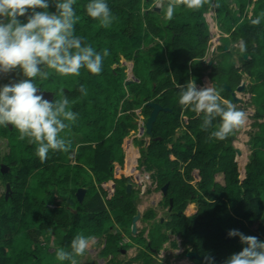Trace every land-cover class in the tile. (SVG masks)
I'll use <instances>...</instances> for the list:
<instances>
[{
    "label": "trees",
    "instance_id": "16d2710c",
    "mask_svg": "<svg viewBox=\"0 0 264 264\" xmlns=\"http://www.w3.org/2000/svg\"><path fill=\"white\" fill-rule=\"evenodd\" d=\"M156 1L105 0L115 17L107 28L87 15L85 6L90 0H76L73 5L79 17L75 35L101 55L104 50L109 55L103 58L99 74L81 69L78 77L60 76L45 69L49 79L33 80L42 91L53 93L52 101L66 95L70 110L77 114L75 121H65L69 127L60 134L71 141L67 152L50 150L42 162L36 155L38 145L21 141L13 126H0V180L9 182L11 188L7 199L5 192L0 196V264H70L58 260L56 250L71 251L78 234L90 238L105 235L102 255L112 256L111 264H119L113 259L119 248L127 246L120 244V232L111 229L123 220L122 229L130 231L136 213L134 187L142 182V169L151 172L157 188L168 184L161 204L168 208L169 200L173 201L165 221H158L152 208L144 212L149 241L144 237L145 228L137 235L148 249L159 252L171 231L182 238L183 246L190 245L200 256H216L215 264H224L246 246L238 236L229 237L230 230L264 241V123L253 122L259 130L250 136L251 151L241 173L232 145L235 133L224 140L210 138L220 118L211 127H202L204 113L181 105L178 87L194 80L198 89L203 88L202 78L207 76L220 96L221 92L227 96L222 99L233 102L231 91L246 75L250 82L245 91L251 93L250 103L256 107L254 117L264 115V0H243V4L241 0H220L216 8L210 0L199 9L177 3L171 20L165 19L167 2L157 11ZM231 2L237 4L238 13L228 7ZM210 7L216 27L232 43L222 42L218 50L233 53L238 40L246 46L245 52L237 51L239 67L232 62L226 71L222 61L202 64L211 38L205 20ZM48 11L54 12V6ZM223 17L229 26L221 22ZM257 17L260 23L254 25L252 20ZM19 19L26 22L25 17ZM243 53L248 54L247 59ZM128 61H132L134 80L127 83ZM225 74L226 79L219 78ZM80 85L87 95L78 91ZM150 101L168 110L158 114L148 142L145 133L133 138L136 152L128 137L139 129V116H149ZM3 143L7 150L1 152ZM2 165L8 170L2 171ZM127 184L133 186L129 193ZM78 188L86 189L82 202L76 198ZM188 203L197 205L191 216L183 214ZM118 212L127 214L118 219ZM171 245L179 248L175 240ZM134 259L156 264L144 252ZM193 260L204 264V259Z\"/></svg>",
    "mask_w": 264,
    "mask_h": 264
},
{
    "label": "clouds",
    "instance_id": "9594fccd",
    "mask_svg": "<svg viewBox=\"0 0 264 264\" xmlns=\"http://www.w3.org/2000/svg\"><path fill=\"white\" fill-rule=\"evenodd\" d=\"M75 3L76 0H0V76L20 69L25 77L18 82L0 85V126L11 125L19 132L21 141L27 139L29 143L38 145L36 155L42 162L47 159L50 150H69L71 141L60 134L69 127L65 121H75L77 114L70 110V101L66 95L49 101L43 92L37 94L40 89L33 82L34 78L49 79V72L45 69L54 70L60 76L78 77L81 69L99 74L103 58L109 55L107 50L101 55L91 45L86 44L82 37L75 35L74 26L79 20L73 7ZM177 3H183L189 9H199L210 3V0H168L165 19H172ZM52 6L55 11L49 12L48 9ZM235 6L237 8L233 9L236 12L238 6ZM85 10L88 16L99 20L105 28L115 19L105 0H90ZM19 17H25L26 22H21ZM252 23L259 24L260 17L252 20ZM215 32L210 34L217 43L212 52L219 51L222 38L227 37L221 32L214 36ZM233 46L232 50L236 53L238 50H247L243 41L239 47L235 44ZM204 60V65L209 62L212 65L211 60ZM178 87L181 88L179 103L186 107L191 106L192 111L198 114L204 113L202 127H211L212 121L216 117L220 118V123L211 132L210 138L224 140L234 130L245 125L247 114L238 110L231 101L222 99L214 87L198 89L194 80H189L186 87ZM78 91L87 95V89L83 85H80ZM234 91H231L232 94ZM142 132L145 133L143 130ZM238 169L240 170L239 165ZM244 171L245 166L243 173ZM196 174L197 171L194 172L195 176ZM172 207L173 201L170 204L169 200L168 208L172 210ZM181 213L182 211H178V214ZM228 236H238L241 244L246 246L229 256L224 264H264V241L234 229L228 232ZM91 242L92 238L78 234L71 242V251L59 248L56 250V257L60 261L68 260L71 264H77L76 257L84 255ZM204 264H215L214 258L205 256Z\"/></svg>",
    "mask_w": 264,
    "mask_h": 264
},
{
    "label": "rangeland",
    "instance_id": "374dc122",
    "mask_svg": "<svg viewBox=\"0 0 264 264\" xmlns=\"http://www.w3.org/2000/svg\"><path fill=\"white\" fill-rule=\"evenodd\" d=\"M222 1L224 3H227V0L226 1L222 0ZM166 2H168V0H157L156 1V5L159 7V10H161L162 6ZM219 2H220V0H214L213 1L215 8L217 6H219ZM241 3L242 4L244 3L243 0H241ZM228 7L230 8L231 11H232L231 8H234V9L237 8L235 6V4L232 2L229 3ZM236 12L238 13V10ZM207 14L208 15L206 16L205 20L208 22L210 34H212L215 31L221 32L218 30L219 26L216 27L215 12L213 11V8L210 7ZM221 22L226 26H229V24H230V22H228L225 17H223ZM217 32L214 33V36L217 35ZM222 42H223V44H227L229 46H232L231 41L226 39L225 37L222 38ZM240 42L241 41H237L235 46L239 47ZM215 43H216V41H214V38L211 37L209 42H208L210 47H209V50L207 52L206 57L204 58V59H207V62H209L210 60L212 61V63H215L217 61H222L221 62V64H223L222 68L223 69L227 68L226 71H228V67L233 62L232 60L236 61V63L238 62L237 66H240V59H239L240 57L238 56V53L235 54L233 50H232L233 53H227V52H222V51L219 53V51H216V50L213 53L212 52L213 47H214V45L217 44V43L216 44ZM232 55L237 56V57L232 58L233 57ZM242 57H243V55H242ZM131 67H132V61H128L127 63H125V72L127 73V78H130L132 75L131 74L132 73ZM209 71H210V69L206 70L205 73H208ZM242 77H243V79L241 80L240 84H244V86L248 85L250 81L247 78V76L243 75ZM219 78L220 79H226V74L224 76H219ZM21 79H23V74L20 71V69H16L12 73H10L6 76H0V80H1L0 85H4L6 81H9V83L10 82L14 83V82H18ZM202 81H203L204 87H206V86L214 87L207 76L202 78ZM217 92L220 93V91H218V89H217ZM221 95H222V97L226 96L222 92H221ZM234 95L238 98V100H237V102L233 101L232 103L235 104V106L237 107L238 110H242L247 114V120H246L245 125L239 129L234 130L235 135H234V137H232L233 147L236 148V150L242 151L241 156L236 155L235 161H237V163L239 165V168H240L239 171L241 173H243V168L246 165V163L248 162V157H249V154L251 151V150H249L250 149V142H249L250 136H252L255 132H257L259 130L257 126H253V122L257 121L259 123H264V115L261 116L259 119H256L254 117L256 107L254 104L250 103L251 102V93L250 92H247V91L238 92L235 90ZM136 113L140 115V110H136ZM138 123H139L140 127L137 130L135 136H133V137L143 136L142 129L140 131V128H142L143 124H144V118L142 115L139 116ZM144 139L147 140V137L145 136ZM3 142H5V140H3ZM130 146L134 147L132 141H131ZM6 150H7V147L3 143V150L1 152H4ZM125 153H127V150ZM72 163H74V158L72 160ZM87 170H89V169H87ZM140 176H141L142 183L136 185L134 187V189L137 192V196H136L137 197V204L140 205L141 212L144 213L149 208H153V209H155V212L157 214V219L160 217L167 218L168 217V213L166 212L167 208L165 205L161 204V202L163 201V198L165 196H163L162 190L160 188H157V184L153 180V178L151 176V172H146L145 170L142 169L140 172ZM85 177L89 178L88 175H86ZM4 192H5V184L3 181L0 180V196ZM190 205H192V206H190ZM79 206L80 205H76V207H79ZM187 207L188 208H186V210L184 211V214L187 216H191V214H193L197 208L195 203L188 204ZM126 214L127 213H124V212H118L115 215V218L121 219L122 217H125ZM135 214L132 216V218L135 216ZM115 218H114V221H115ZM122 223H123V220L120 221V224L116 221V223H115L116 228L111 229V230L113 232L119 231L120 234L122 233V235L119 237V239H120L119 242L121 245L127 246L129 248L127 250H125L124 252L122 251L121 253L116 255V257L113 259L116 263L119 262V264H126L127 262H129L130 264H141L140 261H137L134 259L135 255L139 254V252H144V255L148 256L150 259L153 258V260H154V262H156V264H165V263H167V264H178L179 263V262L173 263L171 261V259H174L175 261H178L177 259H179V260L181 259L180 258L181 256L177 253V252H179V250L182 247L181 239L179 237L174 236V235L171 237L169 236L170 238L168 239V242H166L163 249L160 252H158V255L155 256V253H153L150 249H148L147 247L144 246L143 240L141 238H139V235H136V233H130V231L128 229L123 230L122 229ZM145 227H147L146 223L141 222V221L138 222V224H137L138 230L141 228H145ZM168 235H169V232H168ZM104 236L105 235H103L102 237H99V238L91 237L92 242L90 243L89 248L86 250L84 255L78 256V258L76 259L77 264H111L110 260H111L112 256H103L102 255V250L104 247ZM172 240H175V242L178 244V246H179L178 249L170 246V242ZM42 242H44V241H42ZM156 253H157V250H156ZM183 261H185V260H183Z\"/></svg>",
    "mask_w": 264,
    "mask_h": 264
},
{
    "label": "water",
    "instance_id": "95a60500",
    "mask_svg": "<svg viewBox=\"0 0 264 264\" xmlns=\"http://www.w3.org/2000/svg\"><path fill=\"white\" fill-rule=\"evenodd\" d=\"M154 9L159 10V7L156 6ZM224 49H227V47H225ZM243 58L244 59H247L248 58V54L247 53H244L243 54ZM203 61L205 62V60H203ZM208 65H211V62H209ZM131 70H132V68H131ZM131 74H132L131 77L130 78H127V80H126L127 83L133 81V79H134L133 73H131ZM236 90L238 92H243L245 90L244 84H240L236 88ZM40 92H43V95H44V97L46 99H48L49 101H52V99H53V93L48 92V91H42L40 89V91H38L37 94H40ZM232 97H233V100L237 102L238 98L234 94H232ZM129 99H132V97L130 96ZM147 106L151 108V111L149 113V116L145 119L144 126H143L142 130L148 136L151 137L152 136V128H153V125H154V123H155V121H156V119L158 117V114L160 113V111H167L168 109L166 107L161 106L159 103L154 102V101L148 102L147 103ZM133 136H135V133H132L131 135H129L128 140L131 141ZM241 154H242V151L241 150H237L236 155L241 156ZM1 170L5 172V171L8 170V167L6 165H2ZM5 187H6L5 188V198L7 199L9 197V195H10V192H11L10 183L7 182L5 184ZM131 187H132L131 184H127L126 191L128 193L130 192ZM167 187H168V184H165L162 187L163 195H166ZM85 192H86V189L85 188H78V190L76 191V198L79 200V202H82L83 197L85 195ZM170 204H172V199H170ZM139 217H140V213H137L132 218V221H131V231H132V233H136L137 232V223H138ZM186 256L189 257V258H191V259L193 258V259H196V260H203L204 257H205V256H200L195 251H188L187 254H186ZM210 256L213 257L214 259H218V257H216V256H213V255H210Z\"/></svg>",
    "mask_w": 264,
    "mask_h": 264
},
{
    "label": "crops",
    "instance_id": "0c3cea01",
    "mask_svg": "<svg viewBox=\"0 0 264 264\" xmlns=\"http://www.w3.org/2000/svg\"><path fill=\"white\" fill-rule=\"evenodd\" d=\"M235 53V52H234ZM237 56H233L232 58H236ZM204 58L202 59V64L204 65ZM235 62V64H236V66H237V64H238V62L236 63V61H234ZM237 67H239V66H237ZM150 138H149V136L147 137V140H146V142H148V140H149ZM131 141H133V139L131 140ZM131 141L129 142L130 144H131ZM134 148V147H133ZM135 149V151L137 152V148H134ZM142 183V182H141ZM136 200H137V198H136ZM188 206V205H187ZM186 206V208H188ZM135 208H136V214L137 213H140V217H139V219H138V222L139 221H141V222H144L142 219H143V212H141V207H140V205L139 204H137V201H136V203H135ZM186 208H185V210H186ZM150 209V208H149ZM153 209V208H152ZM197 209V208H196ZM155 210V209H154ZM167 210H168V208H167ZM167 210H166V212H167ZM170 210V209H169ZM171 211V210H170ZM146 212V211H145ZM135 214V215H136ZM155 218L157 219V214L155 215ZM168 218V217H167ZM158 221H165V220H167L165 217H160V218H158L157 219ZM153 221L151 220V222L150 223H152ZM144 223H146V222H144ZM138 224V223H137ZM146 226L147 227H145V232H144V237H145V239L147 240V241H149V237H148V232H149V224L148 223H146ZM143 228H141L140 229V231L142 230ZM137 231H138V229H137ZM169 236L171 237V236H173L172 235V232L171 231H169ZM168 242V241H167ZM148 244H149V242H148ZM166 244V242L165 243H163L162 244V247L160 248V250H159V252L163 249V247H164V245ZM170 246L171 247H173L172 245H171V242H170ZM174 248V247H173ZM189 248V249H188ZM176 249H178V247H176ZM183 249V248H182ZM182 249H180L179 250V252H181L182 251ZM185 249H188V251H190V250H192L191 249V246L190 245H188V246H185ZM185 249H184V251H185ZM156 251V250H155ZM179 252H177V253H179ZM185 254H187V252L185 253ZM181 258V257H180ZM177 260H179V259H177ZM183 260H185V261H183ZM171 261H174V259H171ZM200 261V260H199ZM173 263H176V262H173ZM178 264H194V260H193V258L191 259V258H189V257H187L186 255H185V258H183Z\"/></svg>",
    "mask_w": 264,
    "mask_h": 264
},
{
    "label": "flooded vegetation",
    "instance_id": "af4514ba",
    "mask_svg": "<svg viewBox=\"0 0 264 264\" xmlns=\"http://www.w3.org/2000/svg\"><path fill=\"white\" fill-rule=\"evenodd\" d=\"M136 199L135 200H133V202L134 203H136ZM167 213L168 214H171L172 213V210L170 211L169 210V208H168V210H167ZM132 221V220H131ZM140 231V229L137 231V233ZM130 232L132 233V231H131V229H130ZM121 235H122V233H121ZM137 235V234H136ZM177 237H179V236H177ZM180 238V237H179ZM181 239V245H182V247H181V249H182V251L181 252H179L178 254L181 256V259L180 260H178V261H172V262H180L183 258H185V253H184V249H185V246H183V241H182V238H180ZM139 247V246H138ZM129 247H127V248H119V253H121L122 251L124 252L125 250H127ZM140 248V247H139ZM151 251L153 252V253H155V256L156 255H158V252L156 253L155 252V250L154 249H151ZM136 256V255H135ZM113 257H111V259H112ZM136 260V259H135ZM137 261H140L141 262V264H143V260H137ZM165 264H167V263H165Z\"/></svg>",
    "mask_w": 264,
    "mask_h": 264
},
{
    "label": "bare ground",
    "instance_id": "6f19581e",
    "mask_svg": "<svg viewBox=\"0 0 264 264\" xmlns=\"http://www.w3.org/2000/svg\"><path fill=\"white\" fill-rule=\"evenodd\" d=\"M190 206H192V205H190Z\"/></svg>",
    "mask_w": 264,
    "mask_h": 264
}]
</instances>
